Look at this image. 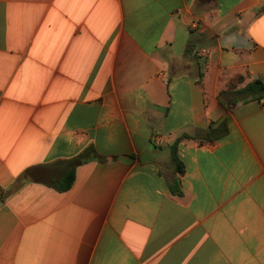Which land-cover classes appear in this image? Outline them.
Instances as JSON below:
<instances>
[{
    "label": "crops",
    "instance_id": "obj_1",
    "mask_svg": "<svg viewBox=\"0 0 264 264\" xmlns=\"http://www.w3.org/2000/svg\"><path fill=\"white\" fill-rule=\"evenodd\" d=\"M258 79L264 0H0V264H264Z\"/></svg>",
    "mask_w": 264,
    "mask_h": 264
},
{
    "label": "trees",
    "instance_id": "obj_2",
    "mask_svg": "<svg viewBox=\"0 0 264 264\" xmlns=\"http://www.w3.org/2000/svg\"><path fill=\"white\" fill-rule=\"evenodd\" d=\"M230 89H234L230 87ZM231 92V91H230ZM232 93L236 97V102H246L248 100L256 99V100H264V81L262 80H255L252 83H249L242 89L233 90ZM228 127L227 122H222L216 128L210 127L207 132L208 139H220L227 135ZM179 140H177L171 149V160L174 165V170L176 174L183 175L185 173V166L183 162L180 160L178 153H177V145ZM99 157L95 147L91 146L87 148L81 155L75 158L74 163L75 165L82 164L87 162L89 159ZM75 180V168H72L65 175L61 178L60 182L57 185V190L60 192H64L69 190ZM171 192L175 195H182V191L180 188V183L178 180H174L171 184Z\"/></svg>",
    "mask_w": 264,
    "mask_h": 264
},
{
    "label": "built area",
    "instance_id": "obj_3",
    "mask_svg": "<svg viewBox=\"0 0 264 264\" xmlns=\"http://www.w3.org/2000/svg\"><path fill=\"white\" fill-rule=\"evenodd\" d=\"M193 27L196 28L197 25L194 24ZM152 140H153V142L155 144H159L162 141L161 137H158V136L157 137H154ZM2 194H3V191H2V188L0 187V197L2 196Z\"/></svg>",
    "mask_w": 264,
    "mask_h": 264
}]
</instances>
